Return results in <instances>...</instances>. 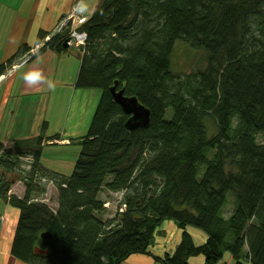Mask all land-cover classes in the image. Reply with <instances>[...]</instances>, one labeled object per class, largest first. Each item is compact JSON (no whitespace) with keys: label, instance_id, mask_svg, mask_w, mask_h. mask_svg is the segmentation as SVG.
<instances>
[{"label":"trees","instance_id":"obj_1","mask_svg":"<svg viewBox=\"0 0 264 264\" xmlns=\"http://www.w3.org/2000/svg\"><path fill=\"white\" fill-rule=\"evenodd\" d=\"M78 29L88 35L83 49L64 47L65 27L37 53L74 54L76 86L102 90L72 173L42 162V136L0 141V199L19 211L12 255L29 264H124L152 254L158 227L171 219L183 239L156 257L163 264H191L197 255L221 264L226 252L234 264H264V0H101ZM178 43L203 50L204 66L177 71ZM29 50L22 45L0 76ZM116 81L151 109L148 126L127 127L111 91ZM19 180L23 196L11 191ZM49 182L57 208L35 200ZM104 188L123 195L108 220L99 217ZM231 196L235 209L225 218ZM188 226L207 241L196 244Z\"/></svg>","mask_w":264,"mask_h":264},{"label":"crops","instance_id":"obj_2","mask_svg":"<svg viewBox=\"0 0 264 264\" xmlns=\"http://www.w3.org/2000/svg\"><path fill=\"white\" fill-rule=\"evenodd\" d=\"M77 0H0V65L16 54L22 45L36 51V45L46 43V36L52 32L60 18L66 15ZM101 0H82L80 15L86 21L97 9ZM27 54V53H26ZM23 57V56H22ZM81 66L80 59L68 51L46 49L31 60L15 67L12 74L0 76V141L12 146L14 140L43 137V147L48 144H70L83 136L77 135L76 124L81 113L90 105L95 109L102 95L96 88L76 86ZM100 100V99H99ZM97 107V106H96ZM58 115L57 132L51 134L53 119ZM9 123V124H8ZM74 126L67 132V126ZM80 135V134H78ZM73 140V141H72ZM42 147V162L43 160ZM49 169L64 175L59 168ZM16 193L12 187L11 190ZM25 188L17 192L23 196ZM18 209L0 199V264H29L15 258L11 247L17 222ZM176 221L164 220L155 235L151 251L156 256L173 254L178 247L182 233ZM173 229L171 237L166 229ZM196 244L207 241L202 230L188 226ZM226 254V253H225ZM224 254V257H225ZM231 258V259H230ZM228 259V260H227ZM232 256L226 255L228 264ZM191 264H205V256L189 258ZM124 264H162L153 255L134 253Z\"/></svg>","mask_w":264,"mask_h":264},{"label":"rangeland","instance_id":"obj_3","mask_svg":"<svg viewBox=\"0 0 264 264\" xmlns=\"http://www.w3.org/2000/svg\"><path fill=\"white\" fill-rule=\"evenodd\" d=\"M81 2H82V0H77L72 5L70 11L68 12V13L75 12V14L77 13L76 20L74 21L75 23L77 22L76 23L77 26L82 22V18H83V16L80 15V12H79ZM76 4L79 5L78 9L74 8L76 6ZM49 34H51V33H49ZM42 46H43L42 44L36 45V48H37L36 51L32 50V51L28 52L27 54L23 55V57L16 59V61L14 62V64L12 66H7V70H6L7 73L5 72L6 75L12 74L14 66L18 67L19 65H21V64L31 60L32 58H34L35 55H37L38 51L42 48ZM71 48L75 49L76 47L71 46ZM205 56L206 55H205V52L203 50H192V49L187 48V46H185L183 43H178V45L175 49L174 55H173L174 67L177 71H182V70L188 71V72L192 71L196 68L204 66ZM96 89L102 93L101 89H98V88H96ZM97 98H98L97 100L99 103V101H100L99 99L101 98V96H99ZM96 106H95V109L94 108L92 109L90 107V105H88V107L81 113L80 117H77L79 121L76 124V130L78 132H77V135H75V136H85L87 134L91 120H92L93 115L95 113V110L97 108ZM57 118H58V115L56 117H54V119H53L54 121H53V125H52V131H51L52 133L51 134H54L58 131L56 125H58L59 122H61V120L58 121ZM74 128H75L74 126L68 125L67 126V132L69 134H71V132H73ZM78 134H80V135H78ZM80 151H81V145L76 143L75 141L71 142L70 144H54V143L48 144L47 143V145H45L43 147V159H44L43 161L46 162V165L48 164L50 167L59 168V170H61L62 173L70 175L73 171L74 165L78 159ZM30 163H31V160L29 157H23L22 158L23 169H25L26 171L30 169ZM12 187H13L14 191L17 193L20 190H22L23 188H25V185H24L23 181L19 180ZM58 194L59 193H58L57 187L54 185L53 182H49V183H47L46 193L43 195L36 196L37 198L35 200L36 201H44V202L48 203L52 208H57L58 207ZM122 196H123L122 193L110 192L106 188H104L100 194V197L102 200H104L106 203H108V206H106L105 211H103L101 214H99V217L104 219V220H108V219L116 217L118 215V209H119L120 204H121ZM234 207H235V198H234V196H231L229 199V202L227 203V205L225 206V208L223 210V215L225 218H229L231 216V214L233 213V210L235 209ZM176 225L178 226V229L182 233V237H181V241H182L184 230L180 227V225L178 223H176ZM172 230L173 229H169V228L166 229L167 233L170 234L171 237H173L174 233H175ZM181 241H180V243H181ZM246 250H248L247 247H246ZM151 253H152V251H151ZM144 254H148V253H144ZM148 255H153V257L159 262H161V261L158 260L156 257H160L161 259H164L166 257V255L156 256L153 253L148 254ZM226 255H231V254L229 252H226L225 257H223V259L221 261V264H228V261H224V260H226ZM205 263H206V258H205ZM231 263L234 264L233 258H232Z\"/></svg>","mask_w":264,"mask_h":264},{"label":"water","instance_id":"obj_4","mask_svg":"<svg viewBox=\"0 0 264 264\" xmlns=\"http://www.w3.org/2000/svg\"><path fill=\"white\" fill-rule=\"evenodd\" d=\"M69 38L65 39L64 47L69 46ZM115 101L119 103L124 112L129 115L126 125L130 130H134L138 127L148 126L151 122L152 111L151 109L140 102L135 95H126L124 89H118V81L111 87ZM52 236L49 232H43L41 237L46 239ZM36 253H49V249L41 248L40 246L35 247Z\"/></svg>","mask_w":264,"mask_h":264},{"label":"built area","instance_id":"obj_5","mask_svg":"<svg viewBox=\"0 0 264 264\" xmlns=\"http://www.w3.org/2000/svg\"><path fill=\"white\" fill-rule=\"evenodd\" d=\"M78 4H76V6L74 8L78 9ZM77 17V13L75 14V12L73 13H67L66 15H64L58 22V24L55 26V28L53 29V33H59L61 31H63V29L65 27H69V32L67 33V38H69V46H74L78 49H83L86 45L87 39H88V35L85 31H80L78 29V26L76 25V23L74 22L76 20ZM51 34H49L46 39H50ZM16 66H14L15 68Z\"/></svg>","mask_w":264,"mask_h":264}]
</instances>
